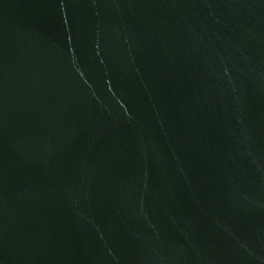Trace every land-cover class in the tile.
<instances>
[{"label":"water","instance_id":"1","mask_svg":"<svg viewBox=\"0 0 264 264\" xmlns=\"http://www.w3.org/2000/svg\"><path fill=\"white\" fill-rule=\"evenodd\" d=\"M0 264H264V0H0Z\"/></svg>","mask_w":264,"mask_h":264}]
</instances>
